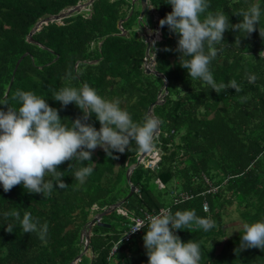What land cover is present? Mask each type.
Segmentation results:
<instances>
[{
	"label": "trees",
	"instance_id": "trees-1",
	"mask_svg": "<svg viewBox=\"0 0 264 264\" xmlns=\"http://www.w3.org/2000/svg\"><path fill=\"white\" fill-rule=\"evenodd\" d=\"M81 1L86 0H0V110L18 108L13 99L17 90L32 91L57 109L62 123L70 127L81 110L71 103L62 107L53 94L62 87L87 84L106 100L118 99L133 122L141 123L157 100L151 114L159 121L153 139L158 167L135 165L140 151L133 141L124 153L113 151L116 159L97 147L91 161L59 165L67 187L60 190L54 183L49 196L29 193L22 184L4 192L0 185V264H70L83 251L80 234L88 221L128 193L126 176L133 165L129 178L134 193L100 218L109 226L92 225L88 247L75 264H147L146 228L127 240L124 234L131 228V217L163 207L173 213L195 210L197 216L215 221L207 232L195 226L173 230L182 242L199 244V264H264V249L236 251L242 233L238 225L229 232L234 219L225 221L232 213L240 223L264 221V0H209L208 11H223L230 25L240 23L238 13L251 4L261 8L255 31L245 35L229 28L217 45L220 51L209 65L214 81L235 80L241 88L218 93L188 77L180 66L185 57L175 51L178 34L167 26L150 46L151 52L156 49L154 69L164 78L146 73L147 42L140 33L148 24L144 16L137 21L141 6L136 10L131 0H94L61 20L42 23L33 41L28 40L38 21ZM147 1L146 13L155 24L172 10L167 0ZM248 74L257 77L254 83ZM87 123L100 128L95 114ZM91 163L93 172L80 184L74 172ZM12 210H19L21 219L29 212L40 224L47 223V243L36 233H23L13 218L6 219L4 214ZM7 224H14L13 232L5 231Z\"/></svg>",
	"mask_w": 264,
	"mask_h": 264
},
{
	"label": "clouds",
	"instance_id": "clouds-1",
	"mask_svg": "<svg viewBox=\"0 0 264 264\" xmlns=\"http://www.w3.org/2000/svg\"><path fill=\"white\" fill-rule=\"evenodd\" d=\"M167 4L171 5V12L159 20V25L156 24L159 34L164 26L178 34L175 51L185 57L180 66L187 70L188 77L201 80L216 93L228 88L241 91L235 80L217 84L209 65L216 59L220 51L217 45L223 42V34L229 28L245 35L256 30L261 18L259 3L242 9L238 13L242 20L235 25L229 24L223 11H208L209 0H167ZM239 42L236 40L237 45ZM67 75L70 78L71 72ZM247 79L254 83L257 77L248 74ZM13 99L18 101V108L0 110V185L4 192L21 184L27 192L44 196L52 194L54 183L62 190L67 185L61 179L63 172L57 170L58 166L66 161H91L92 151L97 147L113 159L118 158L112 156L113 151L124 153L133 141L142 153L154 148L158 119L146 116L141 123L133 122L130 114L120 107L118 99L106 100L87 84L80 88L62 87L53 94V99L62 107L71 103L81 110L82 116L73 120L70 127L62 123L57 109L32 91L17 90ZM92 114L100 124L99 130L87 123ZM72 166L70 163L69 168ZM94 166L91 163L80 167L74 172V179L83 184ZM4 216L19 222L23 233H36L47 243V223L40 224L29 212H25L21 219L19 210L6 212ZM192 226L207 232L216 223L210 217L197 216L195 210L173 213L171 208H162L158 214L148 216L146 221L137 220L131 232L146 228L143 242L147 264H199V244L191 240L182 242L173 234V230ZM238 227L242 235L237 252L249 248L264 249V221L243 222ZM13 228L14 224H7L5 231L11 233Z\"/></svg>",
	"mask_w": 264,
	"mask_h": 264
},
{
	"label": "water",
	"instance_id": "water-1",
	"mask_svg": "<svg viewBox=\"0 0 264 264\" xmlns=\"http://www.w3.org/2000/svg\"><path fill=\"white\" fill-rule=\"evenodd\" d=\"M93 1H94V0H88L86 3H77L75 6L71 7L70 9H68V10H66V11H62V12L56 14V15H52V16L46 17V18H44V19H41L40 21L37 22V24L35 25V27H34V28L28 33V40H29V41H33L32 38H31V36H32V34H33L35 31H38V30L41 29V25H42V23H48V22H50V21H52V20H56V21L61 20L62 18L66 17L68 14H70V13L76 11V10L81 9L82 7H84V5L86 6V5L90 4V3H92ZM136 1H138V3H139L140 6H141V10H140V13H139V16H138V20H139V22H140V21L142 20L143 15L145 14V12L147 11V9H148L150 6L148 5V1H147V0H132V1H131L132 5H133ZM131 13H132V8H131L129 14L127 15V17H125V19L128 18V17L131 15ZM125 19H122L121 21L118 22V27H119V28L121 27L120 24H121L122 21H124ZM145 34H146V33H145ZM145 40H146V42H147V46H146V50H145V56L151 59V56H150V53H149V52H150V51H149V50H150V46H151V43H150L151 37H150V35H147V34H146V35H145ZM21 58H22V57H21ZM21 58L16 62V65H15V66L18 65V63H19V61L21 60ZM145 71H146V73H152V74H155V75H158V76H161V77L164 78L163 74L157 72V71L154 69V67H150V68H149V67H145ZM166 87H167V81H166V79H164V84H163V88L165 89L164 93H166ZM155 103H157V100H156L155 102H153L152 104H150L149 107H148V113H149V115H150L151 117H154V116L151 114V108H152V105L155 104ZM154 118H155V117H154ZM158 129H159V124H158L157 130H156V133L158 132ZM156 133H155V134H156ZM147 153H148V152H143V153L140 152L139 155H138V157H137V161H136V164H135V165L139 164L140 161L142 160V158H144V157L147 155ZM135 165L129 167V171H128L127 176H126L127 183H128V185H129V191H128V193L126 194V196H125L123 199H121L120 201H118V202H116V203L110 205V206H109L107 209H105L103 212H101V213L95 215L94 217H92V218L90 219V221H88V223L86 224V228H84V229L82 230L81 234H80V239H81V240L84 239V248H83V251H82L81 253H79V254L77 255V257H75V258L73 259V261H72L70 264H75V263L81 258V256L83 255V253L86 251V249H87V247H88V241H89V235H90V234H89V229L92 227V225H94L95 223H97V224H99V225L109 226V224H107V223H102V222H100V221H99L100 218H101L103 215L109 213L110 211H112V210L118 208L119 205H120L122 202H124L127 198H129V197L134 193V191H135V186L130 182L129 174H130V172L133 170V168H134Z\"/></svg>",
	"mask_w": 264,
	"mask_h": 264
},
{
	"label": "built area",
	"instance_id": "built-area-1",
	"mask_svg": "<svg viewBox=\"0 0 264 264\" xmlns=\"http://www.w3.org/2000/svg\"><path fill=\"white\" fill-rule=\"evenodd\" d=\"M262 56L264 58V50L262 51ZM144 59H145V61H147V63H149V66H153L154 63H155V62H152V60L149 59V58L145 57ZM159 160H160V157H159L158 152L156 150H152L151 152H148L147 158H145V157L142 158V160L140 162H142L146 168L155 170L158 167ZM158 184H159V186H162V184L160 182ZM180 196L182 198H185V199L190 197V195H184V194H181ZM163 208H169V207H163ZM161 209L162 208L158 209L156 212L142 211V213L140 215H136L134 217H131L132 225H131V228L124 234L125 239L127 240L132 234L137 233L141 229H143V228H141L139 231L131 232V231H133V229L135 227V222L137 220H145L146 221L148 216L158 214ZM203 209L204 210H208V207H207L206 203L203 204ZM114 248H115V246H114Z\"/></svg>",
	"mask_w": 264,
	"mask_h": 264
},
{
	"label": "rangeland",
	"instance_id": "rangeland-1",
	"mask_svg": "<svg viewBox=\"0 0 264 264\" xmlns=\"http://www.w3.org/2000/svg\"><path fill=\"white\" fill-rule=\"evenodd\" d=\"M134 7H135L136 10L137 9H140L139 3L138 2H135ZM143 16H144L143 18L145 20V23H147L148 25H145V26L142 27V32L140 34L150 35V37H151L150 43L153 44L154 41L159 40V38H160L158 25L154 23V19H153V17L151 15H149V12H147V13L145 12V14ZM137 21L139 22V20H137ZM145 31H147V32H145ZM171 35L172 34L169 33V36H171ZM150 56L151 57L153 56L152 57V62H154L156 60V49H155V52L152 51L150 53ZM143 63H144V66L145 67H150L149 66V63H147V61H145V59L143 60ZM232 219H234V221L231 222V223H229L228 225H231L233 228H231L229 230V232H234L236 230V228H237L236 225H239L240 224V220H241V219H239L237 213H232V214H229V215H227L225 217V221L226 222L227 221H230ZM110 220H111V218H110Z\"/></svg>",
	"mask_w": 264,
	"mask_h": 264
}]
</instances>
